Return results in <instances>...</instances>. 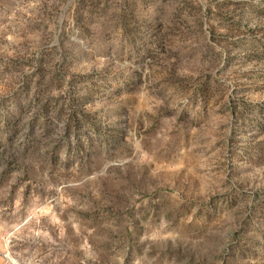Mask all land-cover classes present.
<instances>
[{
  "label": "rangeland",
  "instance_id": "374dc122",
  "mask_svg": "<svg viewBox=\"0 0 264 264\" xmlns=\"http://www.w3.org/2000/svg\"><path fill=\"white\" fill-rule=\"evenodd\" d=\"M0 264H264V0H0Z\"/></svg>",
  "mask_w": 264,
  "mask_h": 264
}]
</instances>
